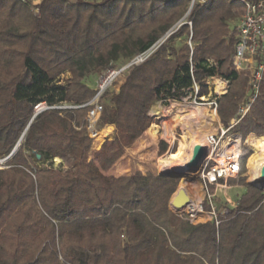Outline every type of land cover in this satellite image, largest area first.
Wrapping results in <instances>:
<instances>
[{
  "label": "trees",
  "instance_id": "trees-1",
  "mask_svg": "<svg viewBox=\"0 0 264 264\" xmlns=\"http://www.w3.org/2000/svg\"><path fill=\"white\" fill-rule=\"evenodd\" d=\"M203 1L193 2L191 27L172 30L127 71L117 93L104 94L98 126H115L116 132L97 152L84 129L88 107L47 109L30 123L0 170V264H264L263 191L247 185L218 225H192L169 209L179 179L108 174L153 123L151 107L179 101L194 83L201 96L208 78L227 81L228 91L217 101L222 124L237 112L248 78L232 70L229 20L245 7L238 0ZM190 3L40 0L36 18L29 1L0 0V159L12 152L35 108L89 102L91 77L146 51ZM63 74L70 75L65 84ZM258 89L234 128L242 140L264 136V73ZM105 140L98 133L94 147ZM160 146L162 153L166 146ZM180 149L181 143L159 167ZM129 172L158 174L157 162L136 160Z\"/></svg>",
  "mask_w": 264,
  "mask_h": 264
},
{
  "label": "built area",
  "instance_id": "built-area-1",
  "mask_svg": "<svg viewBox=\"0 0 264 264\" xmlns=\"http://www.w3.org/2000/svg\"><path fill=\"white\" fill-rule=\"evenodd\" d=\"M27 1L30 3L34 16L39 18L38 5L40 0ZM238 1L244 5L245 11L240 15V18L230 20V32L234 37V50L231 56L232 70L236 73H242L247 76V86L250 91V95L245 103L239 107L238 112L235 116H233V120L228 124V126L222 128L219 125L215 133L207 135L203 142L196 145L204 148L206 152L198 170L199 177H201L204 183V199L197 203L190 199V202L181 210H176L170 205L172 213L192 225L200 223L202 216L206 217L208 222H214L218 225L220 223L219 219L226 216L230 211L229 209H226L222 212L213 204L215 195L210 193L209 189L214 187L225 190L227 188L226 184L228 181L236 180L240 177L242 139L237 134H229L228 132L238 125L245 114L249 111L253 100L258 94L259 84L264 73V0ZM200 2L203 3L204 1L201 0ZM168 35L169 33L162 39L158 40L146 51L135 56L124 67L120 69L108 70L99 74L95 80V88L93 89L94 95L89 102L80 106H61L51 108L68 109L88 107L89 110L84 118V129L87 136L94 141L96 135L99 133L97 125L103 111L102 98L104 94L112 87L113 82L120 77L122 73L147 60ZM210 64H212V62H210ZM208 79L204 82L208 81ZM199 91L198 84L194 83L190 92L192 102L188 105L192 106L194 109L205 107L212 111L213 116H216L218 108L217 101L221 95L212 94L209 99H206V96L199 95ZM39 107L41 106H38L36 109L40 110ZM161 139L166 144H170L166 138L161 137ZM171 142L174 144L173 138ZM169 146H171V144ZM195 148L191 152L187 166L194 158ZM7 157L0 159L1 169L6 168V163L11 160Z\"/></svg>",
  "mask_w": 264,
  "mask_h": 264
},
{
  "label": "rangeland",
  "instance_id": "rangeland-1",
  "mask_svg": "<svg viewBox=\"0 0 264 264\" xmlns=\"http://www.w3.org/2000/svg\"><path fill=\"white\" fill-rule=\"evenodd\" d=\"M192 1V0H191ZM195 1H201V0H195ZM194 2V0H193ZM191 4V3H190ZM194 5V3H193ZM191 7V5H190ZM189 7V9H190ZM193 7V6H192ZM188 11L181 17V19L175 23L172 28L169 30L171 33L172 30H177L179 26L182 24H187L188 27H191V23L188 20V15L191 10ZM30 12L34 16V12L29 7ZM40 16V12H39ZM35 17V16H34ZM240 18V15L236 18ZM236 19H230V20H236ZM230 20H229V31H230ZM169 33V34H170ZM165 37V35L163 36ZM184 42L185 39L182 38L177 42V45L179 43ZM185 43V42H184ZM186 43L189 45V41H186ZM130 61L125 62L122 60H116L115 69H120L127 65ZM105 71H100L99 73L95 74V76L91 77L89 80V85L91 89L95 88V80L98 77L99 74H102ZM127 74V71L122 73L120 77H118L112 84V87L109 88V90L106 92V94H111V93H117L120 86L124 83L125 76ZM70 77L69 74H63L60 76V80L62 81V84H65L63 81L67 80ZM216 80H221L225 82V87L221 92L216 91ZM248 82V81H247ZM205 85V90L207 91V94L204 95L206 96V99H209L211 95L216 94V95H221L227 93L229 84L227 81L224 79L220 78H213V79H208V81L204 82ZM245 89V95L244 98L241 100V102L238 105V109L245 101L247 100L248 96L250 95V91L248 89L247 83L244 87ZM224 92V93H223ZM104 97V96H103ZM107 100V99H106ZM192 102V97L190 93L184 98L181 97L179 101L171 100L168 105L163 106L161 103H156L153 107H151L149 114L150 116L153 117V123L151 126L148 128V130L132 145L133 148L131 151L124 150V155L122 156V159H120L109 171V175L111 176H152V177H158L159 175H168V172H172V170H176L180 167H184L185 164L183 163L184 161H176L174 163H171L170 165L168 161L166 162V166H160L159 167V161L161 159H167L169 156H173L172 154L175 153L179 145L181 143V149L180 152L177 154V156L183 151L184 147V140L183 137H185L186 141L188 142V150L187 154L189 155L194 148L196 147L197 144L203 142L204 138L207 135H210L212 133H215L217 131V128L219 125L224 128L228 126V124L233 120V116L236 115V113L230 118L229 122L227 124H222V121L219 117L218 114V108L216 111V116H213L212 111L210 109L208 110L207 108H200V109H194L192 106L188 105ZM102 102V106H106V104ZM46 104L42 103L40 106ZM219 105V104H218ZM43 107H39L41 109ZM36 109V108H35ZM178 112V113H177ZM99 125V123H98ZM97 125V126H98ZM237 126V125H236ZM114 128V131L116 130L115 126H103L99 129L98 126V131H102L99 134L103 135L106 139V141H109L112 139V135L110 130H106L107 128ZM235 128V127H234ZM234 128L230 130L228 133L229 134H237L240 136V134L236 133L234 131ZM106 130V131H104ZM113 130V129H112ZM104 131V132H103ZM98 135V134H97ZM253 136L256 134H252ZM249 135L246 137L245 140H242V156L240 162L243 164V169L241 168L240 172V177L236 180H230L227 182V188L225 190H221L219 188H214L211 187L209 189V192L215 195L213 204L217 206L220 211L224 212L226 209L233 210L232 208H236L237 203L245 194L246 192V186H250L254 188V184L249 180L250 179V174L254 171L255 167V160L257 158V152L255 148L249 146L247 144V139L252 136ZM257 136V135H256ZM142 137H146L145 139H142ZM166 138L167 141L171 144H166L162 139ZM241 137V136H240ZM172 138L174 139V144H172L171 140ZM242 139V138H241ZM105 141V142H106ZM104 142V143H105ZM103 143V144H104ZM165 144V151L160 153V145ZM170 148H169V147ZM102 147V146H101ZM100 147V148H101ZM99 148V149H100ZM95 147L92 144V153H95L94 151ZM98 149V150H99ZM96 150V152L98 151ZM174 150V152H173ZM176 156V155H175ZM175 159V158H174ZM136 160H143L145 162H148L150 164H154L157 162V170L159 169L158 174H150V175H134L131 172H129L130 167L134 164ZM253 162V163H252ZM61 161L56 162L54 160V167H58L60 165ZM168 165V166H167ZM252 165V167H251ZM5 169V168H4ZM171 169V170H170ZM1 170V168H0ZM170 170V171H169ZM194 173V172H193ZM164 177V176H161ZM203 181L201 177H199V173H195L194 175H185L182 174V177L179 178V183L176 192L172 195L171 200L177 193L179 189H186L192 200H194L195 203L199 202L200 199L203 196ZM258 188L259 184H256ZM256 188V187H255ZM257 188V189H258ZM263 189V188H262ZM264 192V189L261 190ZM205 193V192H204ZM170 202H169V209H170ZM171 211V209H170Z\"/></svg>",
  "mask_w": 264,
  "mask_h": 264
},
{
  "label": "water",
  "instance_id": "water-1",
  "mask_svg": "<svg viewBox=\"0 0 264 264\" xmlns=\"http://www.w3.org/2000/svg\"><path fill=\"white\" fill-rule=\"evenodd\" d=\"M192 6H193V0L191 1V7H190L189 11L191 10ZM168 33H170V32H168ZM47 109H55V108L45 107V108H42L40 110L37 109L34 112L29 124L27 125L25 131L23 132L22 136L20 137L18 143L16 144V146L14 147V149L12 150V152L9 154V156L7 158L11 159L13 157V155L16 153V151L20 148L21 141H22L30 123L35 119V117L38 114H40L41 112H43L44 110H47ZM195 149L196 150H195L194 158L187 167L178 168L174 171L172 170V172H168V175H159V176L172 177V178L179 179L180 177H182V174L194 172L196 169L199 170V168L201 166V161L204 159L206 152H205L204 148H202L200 146H196ZM261 176H262V180L264 181V169L261 171ZM259 186H261V187L258 188V186L255 185L254 188L256 187L259 190L264 189V184H262V185L259 184ZM189 202H190V197L187 194V192H185L184 189H179L177 191V193L175 194V196L173 197V199L171 200L170 205L176 210H181Z\"/></svg>",
  "mask_w": 264,
  "mask_h": 264
},
{
  "label": "bare ground",
  "instance_id": "bare-ground-1",
  "mask_svg": "<svg viewBox=\"0 0 264 264\" xmlns=\"http://www.w3.org/2000/svg\"><path fill=\"white\" fill-rule=\"evenodd\" d=\"M216 91L217 92H221L224 87H225V82L221 81V80H216ZM45 108V107H43ZM178 113V112H177ZM112 132V129H108ZM184 140V147H183V151L172 161L169 162L168 165H170L171 163H174L176 161H184L183 163L185 164L184 168L187 167V162L190 158L191 153L188 155L187 154V150H188V142L186 141L185 137H183ZM247 144L253 148H255L256 150V154H257V158L255 160L256 164L254 167V171L250 174V181L256 185V184H264V181L262 180V176H261V171L264 169V136H256V135H252L247 139ZM56 162H59V159H55ZM167 165V166H168ZM171 166V165H170ZM171 170V169H170ZM169 170V171H170ZM159 172V169H158ZM198 173V169H196L191 173H185V175H194L195 173Z\"/></svg>",
  "mask_w": 264,
  "mask_h": 264
},
{
  "label": "crops",
  "instance_id": "crops-1",
  "mask_svg": "<svg viewBox=\"0 0 264 264\" xmlns=\"http://www.w3.org/2000/svg\"><path fill=\"white\" fill-rule=\"evenodd\" d=\"M108 129H113L112 132H111V134H110V136L112 135V137H113V135H114V133L116 132V130L114 131V128H110V127L107 128L106 130H108ZM106 130H104V131H106ZM104 131H103V132H104ZM100 132H102V131H100ZM100 132H99V133H100ZM238 136H239V135H238ZM106 140H108V139H106ZM106 140H105V141H106ZM105 141H104V142H105ZM104 142H103V143H104ZM103 143L101 144V146L103 145ZM92 144L94 145V141H92ZM101 146H100V147H101ZM133 146H134V145H133ZM133 146H131L130 148H126L125 150L128 149L127 151H131L132 148H133ZM100 147H99V148H100ZM99 148H97V149L95 148L94 151L96 152V150H98ZM121 159H122V158H121ZM111 175H112V174H111ZM113 176H114V175H113ZM114 177H117V176H114ZM184 190H185V192H187V194H188L189 197H190L189 192H188L186 189H184ZM190 199L192 200L191 197H190ZM203 199H204V192H203V196H202V198L200 199L199 202H201ZM192 201H194V200H192ZM207 222H208V219H207L206 217L202 216V217H201V221H200V223H207Z\"/></svg>",
  "mask_w": 264,
  "mask_h": 264
}]
</instances>
